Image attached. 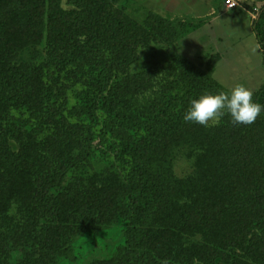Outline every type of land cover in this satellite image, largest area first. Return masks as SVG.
<instances>
[{
    "label": "rangeland",
    "instance_id": "1",
    "mask_svg": "<svg viewBox=\"0 0 264 264\" xmlns=\"http://www.w3.org/2000/svg\"><path fill=\"white\" fill-rule=\"evenodd\" d=\"M201 1L119 0L118 7L128 19L142 26L145 41L149 43L140 45L136 58L121 71H117L115 63L117 60L125 63L126 58L115 49L111 51L96 42L86 45L83 41H64L50 49V41H57L58 36L52 33L50 38L47 28L40 34L42 38L39 37L38 43L44 55L39 61L50 69V74L40 80L39 85L53 91L47 98L37 97L44 107L42 113L34 109L21 111L26 108L17 110L0 103V151L7 150L10 145V153L18 149L27 155V166L21 168L31 171L26 185L32 190L30 195L33 196L35 191L46 193L49 202H44L45 207L35 206L31 218L30 214L20 213V205L14 202L16 207L10 214V224H0V264H40L39 251L48 231H52L49 236L53 235V242L68 240L70 242H63L61 246L72 247L70 259L56 257L54 264H111L114 253L123 244L125 220L117 213L123 200L127 171L114 160L117 150L109 136H105L100 118L93 117V111H89L88 105L99 102L96 98L99 95L93 94L91 88L95 76L108 84L116 78L131 83L146 79L142 91L147 95L158 92L166 100L169 96L167 82L178 77L186 62L197 67L211 59L213 75L222 85L230 90L235 84H244L253 92L255 102L257 92L264 85V49L259 47L252 19L257 17L254 9L258 11L264 0H239L235 9H228L224 0ZM59 5L66 10L74 7L69 0H60ZM169 5L182 12L191 9V15L172 16ZM209 5L214 6V11L202 13ZM194 9L202 14L197 16ZM74 46L78 56L74 61L67 60ZM56 65L60 68L55 71ZM85 65L86 69H80ZM96 68L100 69V75L92 73ZM201 94L187 92L185 99ZM177 99L178 96L173 102L177 116L172 121L177 135L167 142L173 150V173L193 175L195 182H203V191L211 193V198L213 191L223 192L226 185L231 192L240 187L243 193L254 196L258 186L246 184L243 179L250 174L251 182L264 171V111L250 125H233L225 116L218 124L205 127L184 122V99ZM132 134L135 139L141 131L134 130ZM219 174L223 175L226 185L217 183ZM54 178L56 182L50 183ZM74 186L80 191L85 189L82 191L85 192L84 201H88L89 193L94 192L97 203L94 210L84 207L82 198L75 192L65 191ZM102 194L105 197L100 199ZM9 196L13 198L10 197L8 212L13 203V192ZM230 198L232 200H226L233 203V196ZM258 203L263 210L255 211L260 220L255 223L252 219V226L262 232L264 238V196ZM61 206L68 209L64 214L66 222H63L68 227L56 221L58 215L54 214ZM94 215L103 218L102 226L98 223L96 227L91 226ZM23 224L33 233L30 245L4 237L6 233L14 234L12 231L17 226L20 230ZM56 226L62 229L58 230ZM48 227L52 229L48 230ZM260 251L263 254L253 264H264V248ZM177 255L172 247L171 264H180L181 257Z\"/></svg>",
    "mask_w": 264,
    "mask_h": 264
},
{
    "label": "trees",
    "instance_id": "2",
    "mask_svg": "<svg viewBox=\"0 0 264 264\" xmlns=\"http://www.w3.org/2000/svg\"><path fill=\"white\" fill-rule=\"evenodd\" d=\"M69 1L74 7L66 10L59 5L60 0H0V103L17 110L26 108L21 111L34 109L37 113L43 112L44 107L37 97L47 98L53 91L39 85L40 80L50 74V69L47 70L39 61L44 51L39 47L38 39L42 38L40 34L46 31L45 28L50 38L52 33L58 36L57 41H50V49L64 41H83L86 45L96 42L124 54L125 63L119 60L115 63L117 71L127 69V64L136 58L140 45L149 44L145 41L142 26L128 19L118 7L119 0ZM252 29L259 47L264 49V5L252 19ZM76 49L74 46L67 60L76 59ZM59 68L57 65L53 67L55 71ZM83 68L86 69V65L80 66ZM183 68L177 78L167 82L169 96L166 100L158 92L147 95L142 91L146 79L131 83L124 78H116L108 84V81L103 83L101 77L95 76L91 85L93 94L99 95L96 97L99 102L94 106L88 105L89 111H93V117L100 118L105 136H109L117 150L114 160L127 171L123 200L117 213L125 220L123 244L117 248L111 264H156L159 261L171 264L172 247L181 257L180 264H253L263 254L260 249L264 248V238L262 232L252 226V219L259 222L258 212L263 210L258 202L264 196V171L251 182L250 174L245 179L242 177L246 184L258 186L254 196L243 193L240 187L229 191V186L222 180L223 175L219 174L217 183L226 187L223 192L213 191V198L211 193L203 191V182H195L193 175L173 173V150L167 142L177 135L172 125L177 116L173 111L175 98L184 99L187 108V92L229 91L214 77L211 59L197 67L186 62ZM99 70L96 68L92 73L100 75ZM255 102L264 105V85L257 92ZM32 114L36 112L32 111ZM134 130L141 131L135 139ZM10 150L12 146L8 145L7 150L0 151V224L5 226L10 224L11 192L13 202L20 205L18 211L30 214V218L35 206L41 204L45 207L44 202H49L46 193L35 191L33 196L30 195L32 190H28L26 185L31 171L21 168L27 166V155H23L22 150H13L12 153ZM55 182L54 178L50 183ZM76 189L74 186L65 191L75 192L85 204L81 205L94 210L97 204L94 192H90L88 201H84L86 197L82 191L85 189ZM230 196H233V203L226 200H232ZM103 197L105 195L102 194L100 199ZM66 213L68 209L61 206L54 214L58 215L56 221L60 224L66 222ZM92 223L93 227L96 223L102 226L104 220L94 215ZM56 227L62 229L61 226ZM12 232L14 234L6 233L4 237L24 245L33 241V233L25 225L20 230L15 227ZM51 232H47L39 251L40 264H54L56 257L71 258L72 247L61 246L63 242L70 241L59 242L61 239H58L53 242V235L49 236Z\"/></svg>",
    "mask_w": 264,
    "mask_h": 264
},
{
    "label": "clouds",
    "instance_id": "3",
    "mask_svg": "<svg viewBox=\"0 0 264 264\" xmlns=\"http://www.w3.org/2000/svg\"><path fill=\"white\" fill-rule=\"evenodd\" d=\"M264 111V105L254 102L253 92L244 84H235L229 91L204 93L189 100L183 113L184 122L212 126L225 116L233 125H250ZM11 204L9 214L15 211Z\"/></svg>",
    "mask_w": 264,
    "mask_h": 264
},
{
    "label": "crops",
    "instance_id": "4",
    "mask_svg": "<svg viewBox=\"0 0 264 264\" xmlns=\"http://www.w3.org/2000/svg\"><path fill=\"white\" fill-rule=\"evenodd\" d=\"M187 1H189V0H187ZM195 1H197V0H195ZM202 1H205L206 2V0H202ZM201 1V2H202ZM209 1H211V0H209ZM167 2L169 3H173V2H175V0H167ZM170 7L172 6V5H169ZM198 7V6H197ZM197 7H195V8H197ZM214 6L213 5H209V9L206 11V12H202V13H210L211 11H214V8H213ZM231 11V10H230ZM172 12H173V14H172V16H181V17H183V16H190L191 15V9H189V10H185V12H182V11H178L176 8H174V6H172ZM197 13V16H199L200 14H202V13H198V10L197 9H194V14H196ZM192 16H195V15H192Z\"/></svg>",
    "mask_w": 264,
    "mask_h": 264
},
{
    "label": "built area",
    "instance_id": "5",
    "mask_svg": "<svg viewBox=\"0 0 264 264\" xmlns=\"http://www.w3.org/2000/svg\"><path fill=\"white\" fill-rule=\"evenodd\" d=\"M225 5H227L228 9H235L239 6V0H224ZM254 13L257 14V9H254Z\"/></svg>",
    "mask_w": 264,
    "mask_h": 264
}]
</instances>
